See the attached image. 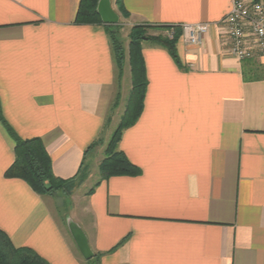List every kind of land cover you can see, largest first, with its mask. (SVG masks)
<instances>
[{"label": "crops", "instance_id": "1", "mask_svg": "<svg viewBox=\"0 0 264 264\" xmlns=\"http://www.w3.org/2000/svg\"><path fill=\"white\" fill-rule=\"evenodd\" d=\"M79 1L0 0V230L47 264H264V59L229 54L220 22L231 0H121L126 18L111 0L127 29L209 25L200 45L177 42L178 64L141 43L143 108L117 144L138 175L85 181L64 194L67 211L4 176L7 128L41 140L53 175L74 186L107 142L110 112L121 117L128 62L119 79L107 25L75 23Z\"/></svg>", "mask_w": 264, "mask_h": 264}, {"label": "trees", "instance_id": "2", "mask_svg": "<svg viewBox=\"0 0 264 264\" xmlns=\"http://www.w3.org/2000/svg\"><path fill=\"white\" fill-rule=\"evenodd\" d=\"M98 0H80L75 17L77 24H100V18L96 13ZM117 11L123 18L127 14L121 0L115 1ZM116 26V25H114ZM112 26H107V33L114 51L117 76L120 79L124 62L127 60L130 72V90L126 105L118 125L112 132L106 146L105 157L99 166L100 179H108L117 176H136L139 170L132 165L125 155L117 150V144L122 132L133 125L139 118L143 108V100L146 88L145 70L141 57V43L153 41L162 46L170 57L178 64L176 44L180 37L179 27H158L161 31L173 30L171 39L162 36L152 37L147 35L151 27L134 26L128 32V44L124 48L119 31H112ZM115 101L114 108L117 106ZM2 122V119L0 118ZM14 140V162L7 169L6 178H16L24 181L37 195H54L57 192L68 194L64 189L62 180L57 179L52 172L51 160L41 140L37 138L21 140L7 128ZM0 264H47L31 249L14 247L8 237L0 230Z\"/></svg>", "mask_w": 264, "mask_h": 264}, {"label": "built area", "instance_id": "3", "mask_svg": "<svg viewBox=\"0 0 264 264\" xmlns=\"http://www.w3.org/2000/svg\"><path fill=\"white\" fill-rule=\"evenodd\" d=\"M220 27L234 59H264V0H231ZM179 29L185 45L197 46L208 33L209 25L185 24Z\"/></svg>", "mask_w": 264, "mask_h": 264}, {"label": "rangeland", "instance_id": "4", "mask_svg": "<svg viewBox=\"0 0 264 264\" xmlns=\"http://www.w3.org/2000/svg\"><path fill=\"white\" fill-rule=\"evenodd\" d=\"M111 30L112 31H119V39H120L122 45L124 46V48H126L127 44H128V37L127 36H128L129 29H127L126 26H124L123 24H119L116 26H112ZM147 35L152 36V37L162 36V37L171 39L174 34H173V30H171V29L164 32V31H161L159 28H151V29L147 30ZM178 41L182 42L180 37H179ZM259 68L260 69H258L259 71H258L257 75L264 76V66L259 67ZM126 75H128V74H126ZM125 78L126 77H124V80H125ZM124 80H123V82H124ZM125 86H126V80H125ZM126 98H127L126 95H124V100H121V102H120V106H121L120 115L123 114V110H124V107H125L126 101H127ZM110 113L111 114L109 116L114 117V118L112 119L111 125L108 127V131L106 133L107 142L110 138L111 133L117 127L119 119H120L119 118L120 116L117 115V112L111 111ZM107 142L104 143L103 141H101V143L100 142H99V144L97 143L96 148H94L93 150H91V152H89V155L87 157L86 168L83 171L81 170V175H79L78 179L74 183V186H71V184L69 185V182L64 183V189L66 191L71 192L70 189H72V191H73L74 187H77L78 185H82L85 181L88 182L89 185H91L92 182H94L98 177H100L99 166L105 157ZM64 194L65 193L62 191L57 192L54 194V198H55L56 202L60 205V209H63V210L65 209L67 211V209H69V206H70V199L67 196H65L66 194L65 195ZM86 262H88V261H86Z\"/></svg>", "mask_w": 264, "mask_h": 264}, {"label": "water", "instance_id": "5", "mask_svg": "<svg viewBox=\"0 0 264 264\" xmlns=\"http://www.w3.org/2000/svg\"><path fill=\"white\" fill-rule=\"evenodd\" d=\"M96 13L103 25L114 26L119 24V16L113 10L111 0H98ZM65 224L70 237L72 238L79 254L84 261H89L94 254L89 248L88 240L81 227L69 216L65 217Z\"/></svg>", "mask_w": 264, "mask_h": 264}]
</instances>
